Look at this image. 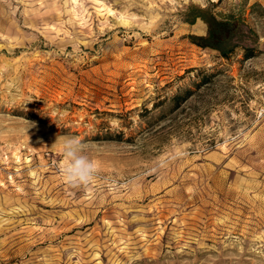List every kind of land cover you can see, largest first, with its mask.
Returning a JSON list of instances; mask_svg holds the SVG:
<instances>
[{
  "label": "rangeland",
  "instance_id": "rangeland-1",
  "mask_svg": "<svg viewBox=\"0 0 264 264\" xmlns=\"http://www.w3.org/2000/svg\"><path fill=\"white\" fill-rule=\"evenodd\" d=\"M190 4L259 54L193 42ZM0 264H264V0H0Z\"/></svg>",
  "mask_w": 264,
  "mask_h": 264
},
{
  "label": "trees",
  "instance_id": "trees-1",
  "mask_svg": "<svg viewBox=\"0 0 264 264\" xmlns=\"http://www.w3.org/2000/svg\"><path fill=\"white\" fill-rule=\"evenodd\" d=\"M262 7L259 3H254L252 9ZM185 21L194 23L198 18L204 19L208 24V34L205 36H191L192 41L202 47H209L218 50L220 56L229 58L238 47L243 49V57L245 59L255 57L259 54L255 46L241 44L234 40L237 32V24L243 20L237 17L234 13L218 16L213 9L208 7H200L190 4L185 10ZM213 74H203L196 82V86L208 84L212 81ZM194 94V90L188 88L183 94L178 93L173 97L175 102L174 109H178L181 104Z\"/></svg>",
  "mask_w": 264,
  "mask_h": 264
},
{
  "label": "clouds",
  "instance_id": "clouds-1",
  "mask_svg": "<svg viewBox=\"0 0 264 264\" xmlns=\"http://www.w3.org/2000/svg\"><path fill=\"white\" fill-rule=\"evenodd\" d=\"M31 122L30 128H36ZM62 147L63 166L61 174L70 186H88L98 170L94 162L85 152V146L78 137H64Z\"/></svg>",
  "mask_w": 264,
  "mask_h": 264
}]
</instances>
